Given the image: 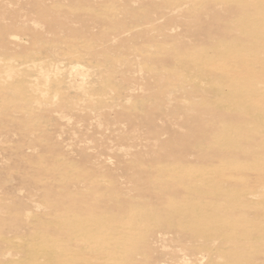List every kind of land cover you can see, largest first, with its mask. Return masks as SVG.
<instances>
[{
  "label": "rangeland",
  "instance_id": "374dc122",
  "mask_svg": "<svg viewBox=\"0 0 264 264\" xmlns=\"http://www.w3.org/2000/svg\"><path fill=\"white\" fill-rule=\"evenodd\" d=\"M263 76L264 0H0V264H264Z\"/></svg>",
  "mask_w": 264,
  "mask_h": 264
},
{
  "label": "bare ground",
  "instance_id": "6f19581e",
  "mask_svg": "<svg viewBox=\"0 0 264 264\" xmlns=\"http://www.w3.org/2000/svg\"><path fill=\"white\" fill-rule=\"evenodd\" d=\"M224 10L226 11V15L228 16V17H231V14H232V20H231V22L228 20V21H225L224 22V25H223V27H224V29H223V31H222V33H221V35H220V37H214V38H212V40L210 41V42H212L211 43V45H215L217 42H221V43H228V45H232V41H235V40H239V42L240 41H242V40H244V37H245V29L243 28L242 29V23L239 21V19L240 18H247V16L251 13V11H250V9H248L247 7H245V6H243L242 4H237V5H231V7L230 8H227L226 6H225V8H215V10H211L210 12H211V14H216L217 13V16H218V18H216V19H219L221 16H222V14H223V12H224ZM210 14V13H209ZM210 17H213V15H211ZM221 19V18H220ZM212 20H213V18H212ZM213 21H215V20H213ZM237 21V24H236V28H235V30L234 31H232V29L231 28H229V27H226L225 25H226V23L228 24V25H232V23H234V22H236ZM195 29V28H194ZM201 29V28H200ZM197 31V30H196ZM187 34H188V32H187ZM209 34V33H208ZM211 36V35H210ZM209 36V37H210ZM214 36V35H213ZM12 37V36H11ZM9 39H11L10 38V36L8 37ZM18 38V37H17ZM192 38V37H191ZM12 39H14V38H12ZM19 39V38H18ZM18 39H16L17 41H18ZM15 41V40H14ZM18 43H20V42H18ZM227 47V46H226ZM199 48V47H198ZM252 50H254L253 48H251ZM199 50V49H198ZM224 51V50H223ZM225 53V52H224ZM11 60H12V58H10ZM9 59V60H10ZM17 59V58H16ZM10 60V61H11ZM29 62V61H28ZM2 63V62H1ZM4 63V62H3ZM30 63V62H29ZM5 64H8V63H5ZM9 65V64H8ZM32 65V64H31ZM6 66V65H5ZM247 68V67H246ZM158 72V71H157ZM249 72L250 71H247V73L249 74ZM241 74H243V72H241ZM232 76V75H231ZM44 77V76H43ZM42 77V78H43ZM263 79H264V76L262 77ZM11 80V79H10ZM251 81V80H250ZM253 81V80H252ZM145 83V82H144ZM113 89V88H112ZM114 90V89H113ZM133 90V89H132ZM118 91V90H117ZM171 91V90H170ZM174 92H176L175 90H174ZM251 92H252V90L250 89L249 91H247V90H245V89H243V90H240L239 92H237V93H235V92H233L232 90H230V88H228V89H223L222 90V92L221 93H224L226 96H229V97H232V98H234V97H237L236 98V100H242V99H244V98H248V97H250L251 96ZM120 93V92H119ZM125 93H127V91L125 92ZM170 93V92H169ZM172 93V92H171ZM173 94V93H172ZM236 94V95H235ZM171 96V95H170ZM169 96V97H170ZM263 99H262V101L264 102V97H262ZM167 99V98H166ZM128 102H130V100L128 101ZM173 103V102H172ZM178 105H179V103H178ZM150 106V105H149ZM120 108V107H119ZM209 108V107H208ZM121 111V110H120ZM168 111V110H167ZM166 111V112H167ZM213 112V109H209V112ZM160 112V111H159ZM164 112V111H163ZM165 114V113H164ZM204 114H206V113H204ZM208 114V113H207ZM165 115H167V114H165ZM171 115V114H170ZM207 116V115H206ZM219 116V115H218ZM217 116V117H218ZM199 118V121H203V119H204V115L203 116H199L198 117ZM214 119H215V117H214ZM235 122H237V120H234ZM234 122V123H235ZM247 132H249V134L251 133V135L252 136H255L256 134H257V130H255V129H253L252 127H251V130H248V129H244V130H240V133H242V135L243 136H247L248 134H247ZM174 133V132H173ZM173 133H171V134H173ZM196 133V132H195ZM258 136H260V135H258ZM238 138V137H237ZM243 138H247V137H242V139L239 137V140L238 141H236V138H235V140L233 141V144H235L236 145V143H238L239 144V146L234 150V147H232L233 145H229V144H226V142L227 141H224L225 143H221V145L219 144V143H217V142H214V145H216L217 146V149L220 151L221 149H222V146L223 147H228L230 150H228L229 152H224L223 153V155H221L220 157H216V160L217 161H222L223 163H226V162H238V161H250V158L253 156L252 155V150L253 149H245V148H242V146L241 145H243L244 143H246V142H248V141H245ZM236 141V142H235ZM253 142V141H252ZM251 142V143H252ZM251 143H249V144H251ZM213 144V143H212ZM229 145V146H228ZM230 147H232V148H230ZM128 150V149H127ZM225 153H227V154H225ZM125 154V153H124ZM126 155V154H125ZM155 156V155H154ZM164 166H166V165H163V167ZM142 167V166H141ZM140 166H139V168H141ZM160 167H161V165H160ZM157 168V167H156ZM159 168V167H158ZM132 169V168H131ZM146 169V168H145ZM160 169V168H159ZM140 170V169H139ZM142 171H144V170H142ZM137 172V171H136ZM156 172V171H155ZM158 172H160L161 173V171L159 170ZM162 174H163V172H162ZM145 175V174H144ZM176 197L175 196H173L171 199H175ZM151 204V203H150ZM147 207V206H146ZM154 207V206H153ZM147 208H149V207H147ZM184 210H180V209H178V210H175L174 211V213H172V216L170 217V219H168V221L166 222L165 221V223H163V225L167 228H171V226H174V224L173 225H171V222L172 221H175L174 219H178V218H181V220L182 221H180V222H182V223H184V222H188V223H190V221H192V219L193 218H197L198 216H199V213H194L193 211H190V209H189V211H188V209H185V208H183ZM152 211V210H151ZM151 211H146V212H148V213H150ZM143 212H145V211H143ZM155 212V211H154ZM154 212H152L151 213V215H144L143 213V215L145 216V217H148L149 216V220H147V222H153L154 224H157L156 222H158L159 220H160V216H152L153 214H154ZM156 212H157V210H156ZM168 212V211H167ZM140 213V212H139ZM146 214V213H145ZM195 215H196V217H195ZM144 216H142V217H144ZM167 217H168V215H167ZM141 218V217H140ZM208 218V217H207ZM141 219H143V218H141ZM159 219V220H158ZM209 219V218H208ZM196 222H197V220H195ZM207 222V221H206ZM156 228H157V225H156ZM161 228V227H160ZM166 228H165V231H166ZM175 228V227H174ZM156 231H157V229H155ZM194 229H190V231H189V233H188V235H187V237L189 236V238L190 237H193V236H195V237H197V236H200L201 234H200V232H201V230L199 229H195L194 230V232H192V234H191V231H193ZM170 231V230H169ZM168 231V232H169ZM172 231H174V229H172ZM154 232V231H153ZM233 232H236V230H234V228H232V231H228L227 230V228H223V234L226 236V237H230V235H232L231 233H233ZM161 234L162 232H158V234ZM199 233V234H198ZM158 235L157 233H151V235ZM170 234H171V231H170ZM171 235H173V234H171ZM193 235V236H192ZM164 238V237H163ZM169 238H172V237H169ZM166 239V238H165ZM253 240V239H252ZM164 245V244H163ZM165 248V247H164ZM160 249V248H159ZM163 249V248H162ZM153 250H155V248H154V243H153ZM207 250V253L208 252H210V253H208L210 256H211V254H212V250H209L208 249V246H206L204 249H203V251H206ZM229 250L232 252L231 254H230V257H228V258H226V259H224V260H226V262H225V264H245L244 262H253L254 264H258V263H256V258H258L259 256H258V251H259V249L258 248H253V247H248V248H240V247H238V248H231V247H229ZM250 250V251H249ZM157 251V250H156ZM159 251V250H158ZM158 251H157V253H158ZM194 251V250H193ZM193 251H191L192 253H193V255L192 256H195V257H197L196 255H195V252H193ZM248 251V252H247ZM160 252H161V254H163V250L161 251L160 250ZM202 252V251H201ZM200 252V253H201ZM249 252H250V254L251 255H253V261H248V260H246V258H249L250 257V255H249ZM251 252H253V254L251 253ZM196 254H197V252H196ZM203 254V253H202ZM257 254V255H256ZM201 255V254H200ZM198 256H199V254H198ZM202 257V256H201ZM175 258V257H174ZM192 258V257H191ZM207 258V257H206ZM206 258H204V256H203V259L204 260H206ZM251 258V257H250ZM182 260L181 258H178V260ZM196 259V258H195ZM174 260V259H173ZM190 260H193V259H190ZM204 260H202V261H204ZM245 260V261H244ZM183 261V260H182ZM189 262V261H188ZM194 262H195V260H194ZM217 262V261H216ZM181 264V263H180ZM190 264V263H189ZM194 264V263H193ZM204 264V263H203ZM218 264H219V262H218ZM247 264V263H246Z\"/></svg>",
  "mask_w": 264,
  "mask_h": 264
}]
</instances>
